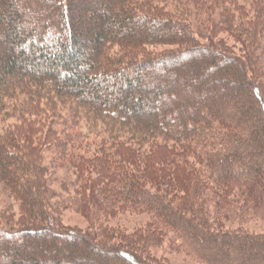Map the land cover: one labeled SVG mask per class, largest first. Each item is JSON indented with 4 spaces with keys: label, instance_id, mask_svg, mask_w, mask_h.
Listing matches in <instances>:
<instances>
[{
    "label": "trees",
    "instance_id": "16d2710c",
    "mask_svg": "<svg viewBox=\"0 0 264 264\" xmlns=\"http://www.w3.org/2000/svg\"><path fill=\"white\" fill-rule=\"evenodd\" d=\"M19 1L0 0L21 49L0 54V183L21 212L12 227L0 208V264H159L167 240L204 264H264V233L225 224L264 220V0H104L83 61L74 0H44L27 29ZM158 44L177 48L137 59ZM62 206L92 227L61 228ZM126 210L150 219L107 224Z\"/></svg>",
    "mask_w": 264,
    "mask_h": 264
},
{
    "label": "rangeland",
    "instance_id": "374dc122",
    "mask_svg": "<svg viewBox=\"0 0 264 264\" xmlns=\"http://www.w3.org/2000/svg\"><path fill=\"white\" fill-rule=\"evenodd\" d=\"M43 2L42 4H39L37 0H22L21 2L19 1L17 6L18 10L21 13H25L26 16H24V19L26 21L25 27H33L37 21L43 20L47 21L50 14L47 11V4H45L44 0H41ZM104 0H74L75 3V10L73 11L75 13V16H73L72 21L75 22L76 28L75 31L81 35L79 40L81 41V45L79 44V49H80V56L79 61L86 60L87 58V52H86V46H91L90 41L92 37V32H95L96 29H98L100 23V15L102 13L100 7L103 4ZM28 4L32 6V10L28 8ZM154 7H158L156 3L154 4ZM162 7V6H161ZM27 12V13H26ZM70 14V12H69ZM24 15V14H23ZM1 22H4L2 19ZM7 20H5L4 23H2V29L3 32L0 30V54L4 53H9L10 55L13 56H18L19 51L21 50L20 47L15 46L10 42L8 39V35L6 33L7 29ZM130 26V25H129ZM24 27V28H25ZM23 28V27H22ZM118 25L114 24V27L112 29H118ZM1 29V28H0ZM111 29V28H110ZM74 31V32H75ZM225 35L226 34H222ZM34 37L31 38L30 43L34 41ZM37 39V38H36ZM41 43V42H38ZM37 43V44H38ZM230 43L233 45V41L230 40ZM35 44V43H34ZM40 45V44H39ZM239 50L241 47H243L240 43H236L235 45ZM121 47L119 44H114L112 45V48L110 49L112 54H116L120 52ZM177 47L175 46H168V45H150L148 47H144V49L141 50V55L138 56V60H143L147 57H149L151 54H158L164 50L168 49H175ZM29 50V49H28ZM75 52V50H74ZM147 82V80H144V83ZM105 86V84L103 85ZM121 88V87H120ZM137 91H140L139 89L142 90L143 87H137ZM117 90L115 88H112L108 93L106 92L107 97L109 98H114L115 97V92ZM128 92V90H126ZM130 91V90H129ZM141 92V91H140ZM143 93V92H142ZM141 93V94H142ZM133 95H137L136 92H133ZM177 95V94H176ZM146 98V97H145ZM10 100V99H9ZM145 100V99H144ZM10 100L9 102H11ZM8 102V104H10ZM167 99H162L160 105L155 102V99L152 98H146L145 102V107H151V108H160L161 106L166 105ZM14 106H9V108H13ZM14 112V111H13ZM10 112V113H13ZM41 122L46 120L47 125H50L48 121L52 119V117L49 116L48 112L42 114L41 117ZM15 118L11 117L9 118L8 122L6 121V124L9 123H14ZM2 123V122H0ZM46 125V124H45ZM3 124H0V127H2ZM57 128V127H55ZM59 129V128H58ZM51 152H47L48 156H51ZM0 208L3 210H9L13 211L10 214V223L7 225H11L12 227L19 226L18 225V219L20 217V211H19V206H18V201L14 197L9 196L5 191L0 183ZM9 213V212H8ZM59 225L61 228L65 229L66 231H72V230H87L92 227L90 224V221L88 220L89 218L83 214L82 211L76 209V208H65L62 206V209L59 211ZM150 219V216L145 213H137V212H130V211H120L116 214H114L112 217L106 218V222L110 227L117 228V229H122L126 230L128 232H133L142 226L146 225L148 220ZM6 223V219L4 217H0V225H3ZM226 227L230 228H238L242 227L245 230H248L251 233H264V220L258 218V217H253V218H248L244 219L243 222L241 221H227ZM64 247L68 248V245H63ZM152 254L159 258L157 261H159V264H204L201 262H198L192 258H189L187 255H185L182 252H177L174 251V249L171 248L170 243L168 240L162 244L159 248L154 249ZM162 260V261H161ZM164 260V261H163ZM11 262V259H5L2 261L3 264H9ZM114 264H116L114 262Z\"/></svg>",
    "mask_w": 264,
    "mask_h": 264
}]
</instances>
